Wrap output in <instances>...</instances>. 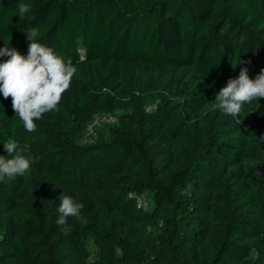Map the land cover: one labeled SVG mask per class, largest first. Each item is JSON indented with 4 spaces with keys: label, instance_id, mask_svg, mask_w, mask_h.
Masks as SVG:
<instances>
[{
    "label": "trees",
    "instance_id": "trees-1",
    "mask_svg": "<svg viewBox=\"0 0 264 264\" xmlns=\"http://www.w3.org/2000/svg\"><path fill=\"white\" fill-rule=\"evenodd\" d=\"M32 27L77 71L34 132L0 94V156L33 161L0 181V264H264V99L214 107L264 69V0H0V48ZM98 113L118 122L84 144ZM64 196L85 223H57Z\"/></svg>",
    "mask_w": 264,
    "mask_h": 264
},
{
    "label": "clouds",
    "instance_id": "clouds-1",
    "mask_svg": "<svg viewBox=\"0 0 264 264\" xmlns=\"http://www.w3.org/2000/svg\"><path fill=\"white\" fill-rule=\"evenodd\" d=\"M18 12L20 19L27 18L30 7L19 3ZM38 36L39 30L35 27L26 33V39L30 41L26 56L6 45L0 48V57H8L0 62V94L4 99L11 98L12 109L27 132H34L36 121L58 108L77 71L70 60L65 62L51 47L37 42ZM260 99H264V69L252 79L245 67L237 78H229L226 86L219 90L214 107L238 117L245 104ZM3 146L8 155L0 156V181L27 173L33 161L22 153L28 146L21 147L12 139L5 141ZM82 208L83 204L64 196L58 208L60 218L57 223L63 225L69 216L85 223Z\"/></svg>",
    "mask_w": 264,
    "mask_h": 264
},
{
    "label": "built area",
    "instance_id": "built-area-1",
    "mask_svg": "<svg viewBox=\"0 0 264 264\" xmlns=\"http://www.w3.org/2000/svg\"><path fill=\"white\" fill-rule=\"evenodd\" d=\"M157 103L153 102L147 107V111L151 112L155 110ZM118 122V117L113 113H98L96 114L90 123L87 125L84 135L82 137V143L84 144H93L97 140L98 129L105 127L107 125H115ZM136 203L139 207L144 208L145 210L152 209V200L149 196L144 193L137 196Z\"/></svg>",
    "mask_w": 264,
    "mask_h": 264
},
{
    "label": "rangeland",
    "instance_id": "rangeland-1",
    "mask_svg": "<svg viewBox=\"0 0 264 264\" xmlns=\"http://www.w3.org/2000/svg\"><path fill=\"white\" fill-rule=\"evenodd\" d=\"M152 1H154V0H152ZM103 129H104V128H103ZM104 131H106V130H104ZM99 132H100V133H102V132H103V130H101V129H100V131H99V129H98V135H97V137H99V136H100ZM150 197H151V196H150Z\"/></svg>",
    "mask_w": 264,
    "mask_h": 264
}]
</instances>
